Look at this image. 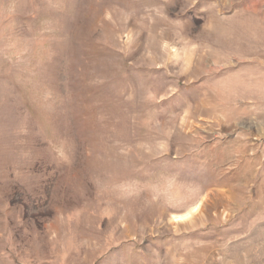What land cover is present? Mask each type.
Here are the masks:
<instances>
[{
  "label": "rangeland",
  "instance_id": "374dc122",
  "mask_svg": "<svg viewBox=\"0 0 264 264\" xmlns=\"http://www.w3.org/2000/svg\"><path fill=\"white\" fill-rule=\"evenodd\" d=\"M0 264H264V0H0Z\"/></svg>",
  "mask_w": 264,
  "mask_h": 264
}]
</instances>
